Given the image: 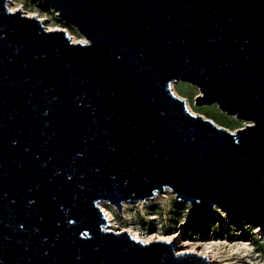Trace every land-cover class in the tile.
<instances>
[{
  "label": "water",
  "instance_id": "95a60500",
  "mask_svg": "<svg viewBox=\"0 0 264 264\" xmlns=\"http://www.w3.org/2000/svg\"><path fill=\"white\" fill-rule=\"evenodd\" d=\"M41 1L87 41L0 0V264L209 263L108 228L167 190L264 228V0Z\"/></svg>",
  "mask_w": 264,
  "mask_h": 264
},
{
  "label": "rangeland",
  "instance_id": "374dc122",
  "mask_svg": "<svg viewBox=\"0 0 264 264\" xmlns=\"http://www.w3.org/2000/svg\"><path fill=\"white\" fill-rule=\"evenodd\" d=\"M16 2L22 6L21 9L25 13H35L39 17L46 18L43 22L48 28H64L76 39L84 38L75 25L64 21L58 11L48 3L41 0H16ZM174 83L178 94L186 98L187 103L190 102L195 113L209 117L232 131L251 123L222 110L218 103L198 104L196 97L201 91L192 82L180 79L172 82V86ZM146 200H138L144 201L142 205L137 204L136 201H125L121 212L115 204L107 200H102L100 203L104 202V205L114 213L120 227L131 225L145 235L144 237L175 235L173 239L177 242L178 252L184 251L182 245L185 243L196 241L206 243L209 246L207 254L194 251L208 257L210 262L206 264H250L251 261V264H264L262 225L256 226L248 218L228 213L219 206H215L213 210L208 208L195 210L193 204L176 199L175 194L170 190ZM185 251L191 250L186 248Z\"/></svg>",
  "mask_w": 264,
  "mask_h": 264
},
{
  "label": "bare ground",
  "instance_id": "6f19581e",
  "mask_svg": "<svg viewBox=\"0 0 264 264\" xmlns=\"http://www.w3.org/2000/svg\"><path fill=\"white\" fill-rule=\"evenodd\" d=\"M10 7L13 9V10H17V9H21L22 8V6H20L17 2H16V0H11V2H10ZM29 14L30 15H37L38 16V14H35V13H30L29 12ZM43 21H45L46 20V18H44V17H40ZM50 29H55L54 27L53 28H50ZM72 38H73V40L74 41H77V40H81V41H87V39H86V37L84 36V38H82V39H76L75 38V36L74 35H72ZM179 81V80H178ZM175 84L176 83H174L173 84V87H174V89H175V91L177 92V93H179L178 92V90L176 89V86H175ZM188 105H189V107H190V109L193 111V112H196L193 108H192V106H191V104H190V102H188ZM166 196V195H165ZM155 199H156V197H155ZM148 200H150V199H148ZM147 201V200H146ZM152 201V200H151ZM144 201H136V203L137 204H141L142 205V203H143ZM101 204V206H102V208H103V210L105 211V213H106V215H107V217H108V219H109V225H108V228H110V229H114V230H116V231H120V230H128V231H130L135 237H137V238H140V239H142L143 241H145V242H150V241H152V240H155V239H165V240H172L174 237H175V235L174 236H169V237H167V236H164V235H160V236H157V237H154V236H150V237H144L145 235H142L141 233H140V231L138 230V229H136V228H134L133 226H124V227H120V226H118V219H117V217L114 215V213L106 206V205H104V202H101L100 203ZM106 204V203H105ZM139 206V205H138ZM202 241H200V242H193V243H185V244H183L182 246H183V248H182V250H186V248H188L189 250H191V251H197V252H200V253H203V254H207V252H209V249H208V245L206 244V243H201ZM189 244H191L190 246H189ZM202 248V250L200 251V249ZM237 249H235V251H236ZM183 251V252H184ZM233 251V250H232ZM251 261V259L249 260V262ZM251 263H252V261H251ZM250 263V264H251ZM234 264V263H233ZM255 264V263H254Z\"/></svg>",
  "mask_w": 264,
  "mask_h": 264
}]
</instances>
